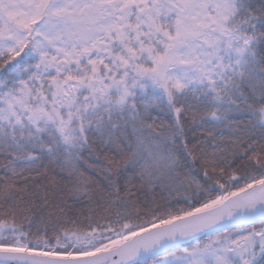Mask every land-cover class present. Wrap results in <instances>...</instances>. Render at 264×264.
I'll return each instance as SVG.
<instances>
[{
	"label": "snow or ice",
	"instance_id": "obj_1",
	"mask_svg": "<svg viewBox=\"0 0 264 264\" xmlns=\"http://www.w3.org/2000/svg\"><path fill=\"white\" fill-rule=\"evenodd\" d=\"M0 264H264V0H0Z\"/></svg>",
	"mask_w": 264,
	"mask_h": 264
}]
</instances>
